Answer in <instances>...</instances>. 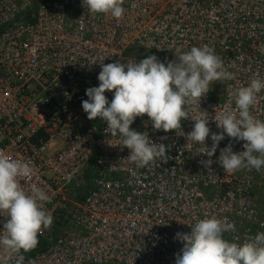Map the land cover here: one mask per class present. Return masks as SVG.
I'll return each instance as SVG.
<instances>
[{
  "label": "built area",
  "instance_id": "2783aa9c",
  "mask_svg": "<svg viewBox=\"0 0 264 264\" xmlns=\"http://www.w3.org/2000/svg\"><path fill=\"white\" fill-rule=\"evenodd\" d=\"M123 7L117 20L90 14L82 0H0V151L31 163L26 190L35 183L52 197L44 207L53 224L38 237L45 247L24 253L25 264H175L183 247L176 233L205 215L235 223L224 233L229 241L264 231V169L228 173L217 162L221 149L232 143L242 151L243 141L225 134L209 169L183 135L194 121L165 133L137 117L132 129L171 146L166 161L141 168L106 123L82 109L86 89L99 85V63L153 54L167 62L176 49L207 45L235 76L214 82L200 102L219 134L214 117L235 107L238 84L264 79V0H124ZM105 95L111 101L113 93ZM252 111L264 120V90Z\"/></svg>",
  "mask_w": 264,
  "mask_h": 264
},
{
  "label": "clouds",
  "instance_id": "9594fccd",
  "mask_svg": "<svg viewBox=\"0 0 264 264\" xmlns=\"http://www.w3.org/2000/svg\"><path fill=\"white\" fill-rule=\"evenodd\" d=\"M123 4L124 0H82V6L90 14L110 15L117 20L126 11ZM174 53L176 59L167 62H161L153 54L139 61L132 57L126 62L99 63V85L86 89L88 99L82 101L87 118L104 121L107 133L120 138L130 150L126 159L137 167L161 159L166 161L171 147L153 142L147 131L131 128L137 117L146 115L149 120L145 127L150 123L153 130L165 133L182 129L184 120L194 121L192 130L183 135L200 155L209 158L201 161L206 168L210 169L211 157L226 134L244 143L239 152L233 151L232 143L220 150L217 162L223 170L261 172L264 120L257 118L252 109L258 94L264 90V79L255 74L247 86L238 84L230 95L235 107L215 115L216 127L221 131L212 133L208 113L200 110L201 99L209 92L210 85L232 80L234 73L227 70L222 58L207 45L193 46L188 51L176 49ZM106 91L113 93L111 101ZM193 111L197 113L195 116ZM209 136L211 147L206 143ZM34 174L30 162L0 151V216L5 218L0 230V264H25L24 253L35 249L38 237L53 224V216L44 207L51 202V195L35 183L27 190L21 183ZM194 220L193 225H188L190 232L176 233L175 238L183 247L175 255V264H264V231L246 235L242 242L229 241L224 233L234 232L236 228L227 217L205 215Z\"/></svg>",
  "mask_w": 264,
  "mask_h": 264
},
{
  "label": "trees",
  "instance_id": "16d2710c",
  "mask_svg": "<svg viewBox=\"0 0 264 264\" xmlns=\"http://www.w3.org/2000/svg\"><path fill=\"white\" fill-rule=\"evenodd\" d=\"M38 245L41 247V248H44L45 247V243L44 241H39ZM37 248L33 249V251H36Z\"/></svg>",
  "mask_w": 264,
  "mask_h": 264
}]
</instances>
